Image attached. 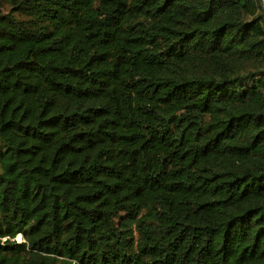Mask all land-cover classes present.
<instances>
[{
	"label": "trees",
	"instance_id": "1",
	"mask_svg": "<svg viewBox=\"0 0 264 264\" xmlns=\"http://www.w3.org/2000/svg\"><path fill=\"white\" fill-rule=\"evenodd\" d=\"M0 264H264L262 0H0Z\"/></svg>",
	"mask_w": 264,
	"mask_h": 264
},
{
	"label": "rangeland",
	"instance_id": "2",
	"mask_svg": "<svg viewBox=\"0 0 264 264\" xmlns=\"http://www.w3.org/2000/svg\"><path fill=\"white\" fill-rule=\"evenodd\" d=\"M262 1L264 2V0H262ZM17 239H18L19 242L22 241V237L21 236H19Z\"/></svg>",
	"mask_w": 264,
	"mask_h": 264
},
{
	"label": "water",
	"instance_id": "3",
	"mask_svg": "<svg viewBox=\"0 0 264 264\" xmlns=\"http://www.w3.org/2000/svg\"><path fill=\"white\" fill-rule=\"evenodd\" d=\"M263 6H264V2H263Z\"/></svg>",
	"mask_w": 264,
	"mask_h": 264
}]
</instances>
